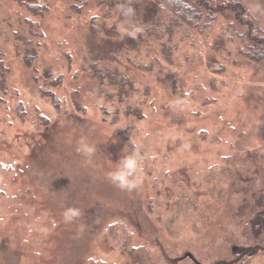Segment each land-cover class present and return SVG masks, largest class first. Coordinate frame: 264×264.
<instances>
[{
  "label": "rangeland",
  "instance_id": "rangeland-1",
  "mask_svg": "<svg viewBox=\"0 0 264 264\" xmlns=\"http://www.w3.org/2000/svg\"><path fill=\"white\" fill-rule=\"evenodd\" d=\"M39 1L0 0V264H264V60L223 17L132 38L148 0L131 18ZM242 1L264 28V0ZM133 152L142 183L120 190Z\"/></svg>",
  "mask_w": 264,
  "mask_h": 264
},
{
  "label": "trees",
  "instance_id": "trees-1",
  "mask_svg": "<svg viewBox=\"0 0 264 264\" xmlns=\"http://www.w3.org/2000/svg\"><path fill=\"white\" fill-rule=\"evenodd\" d=\"M20 4L27 7V9L36 15H43L47 11V7L39 3V0H17ZM72 1V0H69ZM95 3L102 7L104 15L109 18L118 15L121 12V5L125 7L138 9L141 3H135L139 0H93ZM143 1V0H142ZM150 6L147 9V15L132 24L134 26H141V31L146 37H153L160 40L159 34L163 32H174L175 27L182 25L188 26L192 29L203 30L204 28L214 24L220 17L226 19L225 27L227 31L232 33L233 38H243L248 45L249 57L251 60L261 62L264 60V28L260 20L250 11L249 7L242 0H148ZM88 2V1H87ZM134 2V3H133ZM134 4L133 6H129ZM72 6H75L73 4ZM137 8V9H136ZM79 9H81L79 7ZM120 11V12H119ZM95 17V22L97 21ZM116 19V17H115ZM119 20V19H118ZM121 21V20H120ZM30 23V22H29ZM126 23L124 20L120 24ZM31 33L34 34L33 27L35 23L31 22ZM165 37V36H164ZM18 40L26 41L24 59L26 64L31 67L34 59L36 47L33 45V40L26 37L23 32L17 33ZM1 55V52H0ZM30 58V59H29ZM6 73L5 62L0 60V86L4 90L6 86ZM110 77V76H109ZM135 90V88L131 87ZM53 102L57 108L60 107L59 100L52 96ZM264 214V196L262 200L252 207L251 212H258Z\"/></svg>",
  "mask_w": 264,
  "mask_h": 264
},
{
  "label": "clouds",
  "instance_id": "clouds-1",
  "mask_svg": "<svg viewBox=\"0 0 264 264\" xmlns=\"http://www.w3.org/2000/svg\"><path fill=\"white\" fill-rule=\"evenodd\" d=\"M122 14L126 18L134 16V9L131 7L120 6ZM118 31L121 36H128L134 38L137 34L138 29L131 24H121L118 26ZM78 151L83 152L85 155L90 156L94 149L86 144H82ZM140 171V159L138 153H131L124 155L117 163L116 170L108 174L110 182L120 190L133 191L139 187L142 183V178L138 175ZM64 220L66 222H72L73 219L80 215V210L76 208H68L64 212Z\"/></svg>",
  "mask_w": 264,
  "mask_h": 264
}]
</instances>
